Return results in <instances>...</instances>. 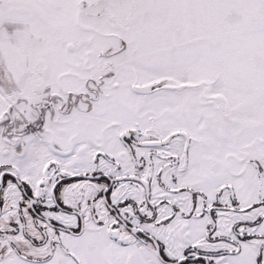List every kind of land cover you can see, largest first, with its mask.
Returning a JSON list of instances; mask_svg holds the SVG:
<instances>
[{
	"label": "snow or ice",
	"instance_id": "6c2138e0",
	"mask_svg": "<svg viewBox=\"0 0 264 264\" xmlns=\"http://www.w3.org/2000/svg\"><path fill=\"white\" fill-rule=\"evenodd\" d=\"M0 264H264V0H0Z\"/></svg>",
	"mask_w": 264,
	"mask_h": 264
}]
</instances>
